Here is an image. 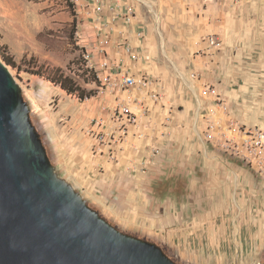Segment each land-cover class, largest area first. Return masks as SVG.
Segmentation results:
<instances>
[{"label":"crops","instance_id":"1","mask_svg":"<svg viewBox=\"0 0 264 264\" xmlns=\"http://www.w3.org/2000/svg\"><path fill=\"white\" fill-rule=\"evenodd\" d=\"M184 4L170 15L162 43L149 20L134 18L128 26L114 20L108 5L100 13L98 2L89 0L81 40L86 36L95 69L109 63L105 73L113 85L84 101L64 98L59 115L70 120L47 124L66 150L58 169L106 218L172 249L184 245L193 261L254 264V248L264 241V179L231 149L236 135L230 126L264 129V0ZM208 36L221 46H211ZM126 75H148L151 83L128 90L119 83ZM119 103H130L137 120L121 141L100 144L89 129L99 118L107 130L121 127L112 117ZM209 123L216 124L211 139L205 136Z\"/></svg>","mask_w":264,"mask_h":264},{"label":"water","instance_id":"2","mask_svg":"<svg viewBox=\"0 0 264 264\" xmlns=\"http://www.w3.org/2000/svg\"><path fill=\"white\" fill-rule=\"evenodd\" d=\"M31 113L0 60V264H180L89 204L52 162Z\"/></svg>","mask_w":264,"mask_h":264},{"label":"rangeland","instance_id":"3","mask_svg":"<svg viewBox=\"0 0 264 264\" xmlns=\"http://www.w3.org/2000/svg\"><path fill=\"white\" fill-rule=\"evenodd\" d=\"M124 1L123 4H114L110 0L111 4L116 7L132 6L134 12L133 17L135 19L138 20L140 18L142 21L149 20L152 22V26L158 32L162 43V31L165 32V30H167L170 15L175 11H180L185 8L184 0ZM107 4L108 2L106 1L105 5ZM87 7H89V0H0V60L9 68L17 82L22 86L24 98L30 103L32 108L31 118L33 123L43 139L52 162L56 166L62 164L61 160L66 150L60 141L62 139L60 134L55 130L50 131V129L47 128V124L52 119H57L60 123H64L68 119L70 120L69 116L59 115L64 98L70 97H66L68 93L59 85L48 80L46 77L48 73L46 76H40L38 74H31L26 70H37L39 66L50 69L61 68L74 76L79 83L88 90L97 89L99 91H104L106 89V87L102 85V80H100L99 76L101 75L99 74L98 76V74H96L97 72L101 73V71L105 72L106 68L100 67L102 69L101 71L100 69H98L99 71L95 69L96 66L92 59L93 53L90 51L87 42H85L86 36H84V40H81L82 31L85 26L84 23L89 19L88 16L86 17ZM137 20H135V22ZM5 56L11 57L15 65L8 63ZM146 58L150 59V56L147 55ZM83 73L84 75H82ZM94 76H98V80H93L95 78ZM85 78H89V82H86ZM119 83H122V81ZM72 96L74 97V95ZM121 104L123 103H119L114 109L113 119L117 118L115 112ZM224 104L226 103H222V108ZM225 112H230L229 106L228 110ZM97 121L101 123V128L104 132L114 137L112 140L115 142L121 141L129 130V127H127V132L122 135L120 127L113 131L107 130L106 122L103 118L96 119V122ZM134 123H128V126ZM210 124H214L216 127L215 123H209L208 127ZM239 126L249 127L245 124L233 123L230 129L235 135H238V132H235L234 129L239 128ZM94 127L97 129L98 125H94ZM250 128L255 127H249V129ZM94 131L93 129H89L91 134H93ZM67 141L73 146L75 140L71 135L70 139ZM77 154L79 155V153ZM243 165L258 178L264 179L263 173L244 162ZM59 171L61 175L65 172L64 170ZM89 204L99 210L103 216L105 215L100 208L92 203ZM112 205L113 204L110 203V206ZM107 219L126 233L159 244L173 260L180 264H207L193 261L191 255L188 254L190 251H187L184 245L177 244L179 249L177 248L176 250L185 252V255H188L192 261H187L184 257L177 255L176 250L170 248V245L166 241L158 242L150 238L149 235H146L144 231L132 230L126 226L119 225L120 222L114 221L108 217ZM163 232H168V228H165ZM242 238L243 236L239 237L240 242ZM259 245H261V249L257 247L254 248L255 252L258 254H255V256L253 254L251 258L254 264H261L264 261V241L260 242ZM243 249V245L240 244L241 253Z\"/></svg>","mask_w":264,"mask_h":264},{"label":"built area","instance_id":"4","mask_svg":"<svg viewBox=\"0 0 264 264\" xmlns=\"http://www.w3.org/2000/svg\"><path fill=\"white\" fill-rule=\"evenodd\" d=\"M98 2L97 10L102 13L104 10L105 5V0H96ZM108 8L111 10L116 11L114 15V20L118 17L122 19L125 25H131L133 23V7L132 6H126L123 9L121 7H116L113 4H107ZM141 34V33H139ZM209 44L211 46H216L219 47L221 46V41L218 40L217 37L215 36H208L207 38ZM109 40L104 39L103 42L107 43ZM102 42V43H103ZM125 49L127 52L130 53L131 57L134 60L140 59V54L134 51L133 47L129 44H125ZM101 68H106L108 69L109 63L104 62L102 65H100ZM100 68V71L102 70ZM98 76L99 74L101 76L100 80H102V85L103 86H112V75L111 73H105L102 72L99 73L97 72ZM123 83V84H122ZM122 85L126 89H130L136 86L140 87H145L151 83L150 78L148 75H142V76H132V75H126L122 79ZM212 93H216V89L212 88L211 89ZM223 108L225 111L228 110V106L226 104L223 105ZM116 116L117 118L120 119L122 122L121 125V132L122 135L123 133L127 132V127L128 123H134L136 121V114L133 112L131 109V105L127 103H123L120 106H118V109L116 110ZM124 123V124H123ZM93 125H98L97 129L95 130V135L97 139L101 142L104 143L106 140H112L114 137L112 135H108L106 132H104L101 128V123L99 121L96 122L94 121ZM214 124H210L208 129L205 132V136L207 139H211L212 133L211 130L214 129ZM235 132H238V135H236L235 140H233V145L231 146V149L234 150L236 155L245 163L251 165L253 168H255L257 171L261 172L264 174V129L261 128H250L247 126H242L239 128L234 129ZM121 134V133H120Z\"/></svg>","mask_w":264,"mask_h":264},{"label":"trees","instance_id":"5","mask_svg":"<svg viewBox=\"0 0 264 264\" xmlns=\"http://www.w3.org/2000/svg\"><path fill=\"white\" fill-rule=\"evenodd\" d=\"M5 59L8 61V63L15 65V62L13 61L11 57L5 56ZM26 71H28L31 74H38L40 76H46V74L48 73V75L46 76L48 80L52 81L56 85H59L69 95H74L82 101L96 96L99 92V90L97 89L88 90L83 85H81L74 76L70 75L64 69H61V68L50 69V68H46L43 66H39L37 70L33 69V70H26ZM82 75H84V73ZM94 77L95 78L93 80H98V76H94ZM85 81L89 82V78H85Z\"/></svg>","mask_w":264,"mask_h":264}]
</instances>
